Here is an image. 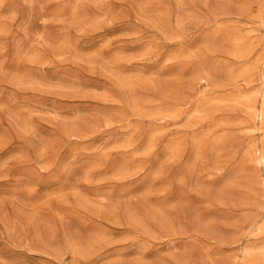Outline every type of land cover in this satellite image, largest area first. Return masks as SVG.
<instances>
[{
	"label": "rangeland",
	"instance_id": "rangeland-1",
	"mask_svg": "<svg viewBox=\"0 0 264 264\" xmlns=\"http://www.w3.org/2000/svg\"><path fill=\"white\" fill-rule=\"evenodd\" d=\"M263 89L264 0H0V264H264Z\"/></svg>",
	"mask_w": 264,
	"mask_h": 264
},
{
	"label": "bare ground",
	"instance_id": "bare-ground-1",
	"mask_svg": "<svg viewBox=\"0 0 264 264\" xmlns=\"http://www.w3.org/2000/svg\"><path fill=\"white\" fill-rule=\"evenodd\" d=\"M257 99H259L260 100V102H261V108H257V107H254V108H252V107H250L251 109H252V111H253V113L255 114V115H257V117H260L261 118V120H262V122H264V89L262 90V91H255L252 95H250V96H248V97H246L245 98V101H246V103L248 104V105H250V104H256V102H257ZM259 156H260V162L261 163H264V149L263 150H261V152L259 153ZM254 161V160H253ZM147 204V203H146ZM2 207V206H1ZM2 209H4L3 207H2ZM154 211V210H153ZM50 214V213H49ZM160 214V213H159ZM144 215V214H143ZM159 217V216H158ZM24 219V218H23ZM92 219V218H91ZM135 220V219H134ZM255 221V220H254ZM262 221V220H261ZM103 222V221H102ZM151 222V221H150ZM256 222V221H255ZM137 223V222H136ZM163 223V222H162ZM254 223V222H253ZM252 223V224H253ZM258 223V222H257ZM251 224V225H252ZM158 225V224H157ZM257 225V224H256ZM255 225V226H256ZM248 226V225H247ZM262 226H263V224H262ZM132 227V226H131ZM254 227V226H253ZM259 227H260V225H259ZM125 228V227H124ZM128 228V227H127ZM136 228V227H135ZM256 228V227H255ZM252 229V228H251ZM258 229V228H257ZM252 230H254V229H252ZM251 230V231H252ZM138 231V230H137ZM258 231V230H257ZM66 233H68V232H66ZM251 233H253V232H251ZM258 233V232H257ZM255 234V233H254ZM264 234V233H263ZM69 235V234H68ZM141 235V234H140ZM262 235V234H261ZM263 236V235H262ZM136 239H138V238H136ZM175 239V238H174ZM63 240V239H62ZM132 240V239H131ZM128 241V240H127ZM173 241V240H172ZM119 245V244H118ZM62 246V245H61ZM173 246V245H172ZM137 247V246H136ZM27 250V249H26ZM120 250H122V249H120ZM110 253V252H109ZM93 254V253H92ZM112 254V253H111ZM246 260H248V259H246ZM75 264H80L79 262H75Z\"/></svg>",
	"mask_w": 264,
	"mask_h": 264
}]
</instances>
